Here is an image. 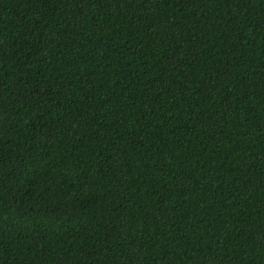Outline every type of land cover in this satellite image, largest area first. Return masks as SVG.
Segmentation results:
<instances>
[{
	"label": "trees",
	"instance_id": "obj_1",
	"mask_svg": "<svg viewBox=\"0 0 264 264\" xmlns=\"http://www.w3.org/2000/svg\"><path fill=\"white\" fill-rule=\"evenodd\" d=\"M0 264H264V0H0Z\"/></svg>",
	"mask_w": 264,
	"mask_h": 264
}]
</instances>
